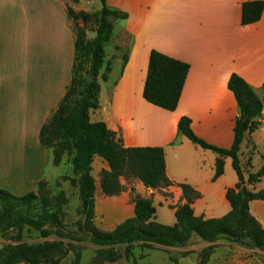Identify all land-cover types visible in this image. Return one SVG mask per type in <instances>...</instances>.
Returning <instances> with one entry per match:
<instances>
[{
    "label": "crops",
    "instance_id": "0c3cea01",
    "mask_svg": "<svg viewBox=\"0 0 264 264\" xmlns=\"http://www.w3.org/2000/svg\"><path fill=\"white\" fill-rule=\"evenodd\" d=\"M244 2L105 0L109 9L126 14V18L114 20L119 29L104 47V68L108 66L109 72L105 81L99 79V107L90 120L104 123L125 148H161L170 185L151 189L132 177L119 178L120 191L105 195L100 180L109 167L94 157L90 172L95 184L93 224L100 232L111 233L133 218L136 199L151 201L154 222L173 226L175 209L186 203L179 185L197 194L191 204L194 217L219 219L231 211L226 193L238 183L231 158H223V173L213 179L218 155L181 135L177 124L186 117L196 137L229 150L239 118L236 100L227 87L230 76L237 75L261 96L264 7L259 21L245 26L241 24ZM67 7L95 14L102 5L99 0H0V189L16 197L35 192L38 184L47 180L48 169L54 167L51 151L40 146L38 134L71 80L75 35ZM86 37L93 39L94 34L86 32ZM152 51L188 65L174 111L143 98ZM238 157L243 176L258 171L264 163V108L261 125L245 136ZM246 188L263 190L264 177ZM247 210L264 231V199L249 201ZM198 241L201 243L193 245ZM210 245L193 235L181 248L154 245L138 258L147 259V264H198L200 253ZM78 249L65 245L58 264H73ZM132 260L105 264H131ZM205 264H264V252L215 243Z\"/></svg>",
    "mask_w": 264,
    "mask_h": 264
},
{
    "label": "trees",
    "instance_id": "16d2710c",
    "mask_svg": "<svg viewBox=\"0 0 264 264\" xmlns=\"http://www.w3.org/2000/svg\"><path fill=\"white\" fill-rule=\"evenodd\" d=\"M77 2V0H70ZM102 8L100 13V27L92 40H88L86 32L74 25V56L71 68V80L65 93L51 113L47 121L41 126L38 134L39 144L44 149H53V163L58 165L60 154L66 151L72 154L71 164L73 172L79 176L78 184L83 202V221L75 224L76 231L67 230L62 224V214L59 211L58 199L55 197L54 205L51 203L46 213L47 221L55 230V237H61L69 241H78L82 236H88L95 246L99 247L89 264L112 263L122 258L131 257L135 247L142 250L154 248V245L163 248H181L195 235L203 241H212L225 235L233 236L234 219L238 217V223L243 217L258 225L257 231L244 233L252 241L254 248L264 250V231L248 213L247 204L251 200H263L264 190L252 192L246 185L253 186L264 177V163L258 171L249 176V180L243 184L244 177L240 170L238 157L240 146L245 136L256 130L262 122L264 102V82L259 96L249 85L237 75H231L227 87L232 92L238 109L239 118L236 120L233 134L234 140L229 150H221L212 147L195 136L191 130V122L186 117H181L177 124L178 132L193 144L202 149L211 150L218 155L215 161V174L213 179L223 173V158H231L232 167L235 170L238 183L235 190H228L226 198L230 203L231 211L219 219L204 220L193 216L191 204L197 194L186 185H179L186 203L175 209L176 223L173 226L160 225L153 221L155 208L150 200H135L134 217L119 224L111 233L100 232L93 224V206L95 184L91 177V163L94 157L103 159L109 171L102 172L100 187L105 195H114L120 191V177L129 176L139 180L146 188L159 189L170 185L165 174L164 152L156 147L125 148L115 134L108 130L104 123H89V112L96 110L98 105L99 71L104 65V47L112 34L113 23L106 20L125 19L126 14L109 9L105 0H99ZM262 0H245L242 4L241 24L251 25L259 21L263 12ZM68 18L75 24L79 19H86L88 13L75 12L67 7ZM86 60L88 66L83 68L82 62ZM126 57H123V62ZM109 67L106 66L105 74H101V80H106ZM188 73V65L166 57L156 51L149 55L148 72L143 88V98L146 102L167 111L177 108L179 97ZM86 81V82H85ZM83 88L78 91V87ZM76 94V98H73ZM113 178V181H110ZM74 182V181H72ZM43 191V182L38 184L35 192L16 197L7 191L0 189L2 208L0 209V232L5 233L16 229L19 233L23 225L39 226L37 223L27 221L15 211V206L27 201L35 200ZM42 236L47 233L42 231ZM19 237L15 236V244L0 249V264H15L27 262V264H39L34 258H42L50 252H58V264L63 255L62 242H43L28 246L17 244ZM124 245V255L114 254L112 251L100 249L103 246ZM210 253V250H209ZM170 260L175 261L170 257ZM207 257H203L198 264H205ZM73 264H81L80 248L74 253ZM131 264H135L132 260Z\"/></svg>",
    "mask_w": 264,
    "mask_h": 264
},
{
    "label": "rangeland",
    "instance_id": "374dc122",
    "mask_svg": "<svg viewBox=\"0 0 264 264\" xmlns=\"http://www.w3.org/2000/svg\"><path fill=\"white\" fill-rule=\"evenodd\" d=\"M84 2V0H81ZM80 12V11H79ZM106 20L109 21L111 24L114 22V20L110 19L109 17H106ZM100 21V13L97 12L95 14H90L87 16L86 19H79L75 24L70 22V26L74 31V25L81 27L85 32H89L94 34L97 33ZM119 29V24L117 22H114V30L113 34H111L112 37L115 36ZM109 38L112 40L113 38ZM92 40V39H88ZM110 45L108 44L106 47V51H108ZM112 53V49L109 50L108 54ZM105 56V55H104ZM105 61V59H104ZM105 63V62H104ZM83 68H87L88 64L86 60L82 62ZM105 74V68L104 65L101 67L99 71V75L97 80L99 81L101 74ZM86 82V81H85ZM83 87L80 86L76 90V94L78 91H80ZM76 94L73 98H76ZM94 111V110H93ZM93 111L89 112V123L91 122L90 117L91 114H93ZM257 149H260L259 143H256ZM52 154V164L54 167H50L47 171V173H50L47 180L42 181L43 182V191L40 193V195L35 199L31 201H27L21 204H18L15 206V211L24 217L27 221H31L33 223L39 224V226L32 225H23L21 228V231L18 233L16 229L9 230L5 233L0 232V249H2L5 246L13 245L15 244L14 238L15 236L19 237V241L17 244H25L28 246L37 245L40 243H43L45 241L47 242H62L63 244H72L78 246L83 253L81 264H87L88 260L94 253L96 254L99 247L95 246L91 243L90 238L88 236H82L81 238H78V241H69L63 236L61 237H55V230L52 226H50L48 223H45L47 221L46 213H48V208H50L51 203L54 205L55 201L52 199L55 197H61L58 199V206L59 211L62 214V224L64 227L69 231H76L75 224L78 221H83V202L80 194V187L78 184L79 176H76L73 172V167L71 164V157L72 154L68 155L66 151H63L60 154V160L58 165H55L53 163V149H49ZM247 171V170H246ZM252 173L247 172V175L243 176L244 181L241 185L243 188H245L246 182L249 180V176ZM254 174V173H253ZM129 176H123L120 178H128ZM110 181H113V178ZM119 181L118 179H116ZM74 181V182H72ZM260 182V181H259ZM257 182V183H259ZM257 183H253V186ZM264 190V189H263ZM262 191V190H259ZM255 191V192H259ZM23 196V195H21ZM17 196V197H21ZM2 200L0 199V209L2 208ZM166 210V209H165ZM164 210V211H165ZM238 217L234 219L235 225L232 226V229L234 230V235L231 236H225L221 235L217 238H215L212 241H203V243H209L210 246H207L203 249V251L200 253V258L209 256V250H212L213 244L215 243H233V244H239V245H245L250 248H254L252 245V241L250 238L245 235L244 233L249 232H255L257 231L258 225L256 223H253L249 219L243 217L239 223L237 222ZM42 231L44 233H47V237L42 236ZM201 242L193 243V245H198ZM100 249L106 250V251H112L114 254H120L122 257H125L124 255V245H118V246H103ZM263 251L264 250H260ZM131 257L127 256V260L134 259L137 264H147V259H139V255L142 253H145V250H142L138 247H135L134 250L131 252ZM59 259V253L58 252H50L46 254L42 258H34V262H38L39 264H55L56 261ZM15 264H27V262H17Z\"/></svg>",
    "mask_w": 264,
    "mask_h": 264
},
{
    "label": "water",
    "instance_id": "95a60500",
    "mask_svg": "<svg viewBox=\"0 0 264 264\" xmlns=\"http://www.w3.org/2000/svg\"><path fill=\"white\" fill-rule=\"evenodd\" d=\"M263 106H264V102H263Z\"/></svg>",
    "mask_w": 264,
    "mask_h": 264
}]
</instances>
